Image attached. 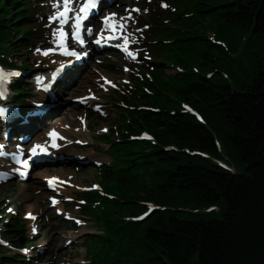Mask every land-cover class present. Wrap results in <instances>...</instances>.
I'll return each mask as SVG.
<instances>
[{"label":"trees","instance_id":"16d2710c","mask_svg":"<svg viewBox=\"0 0 264 264\" xmlns=\"http://www.w3.org/2000/svg\"><path fill=\"white\" fill-rule=\"evenodd\" d=\"M208 2L195 10L213 15V38L236 58L232 62L206 40H192L189 50L182 47L199 68L176 94L203 123L178 106L145 120L159 146L173 150L153 148L138 158L151 160L145 164L149 183L127 187L126 197L117 198L118 214L110 218L114 226L123 216L141 212L145 202L164 208L152 211L128 242L117 241L118 259H129L127 264H264V0ZM5 5L0 38L11 16ZM183 148L208 158L190 156ZM220 159L234 172L219 167L215 160ZM209 207L215 210L197 215L171 210Z\"/></svg>","mask_w":264,"mask_h":264},{"label":"rangeland","instance_id":"374dc122","mask_svg":"<svg viewBox=\"0 0 264 264\" xmlns=\"http://www.w3.org/2000/svg\"><path fill=\"white\" fill-rule=\"evenodd\" d=\"M42 1L44 0H38V2L36 3L37 9H36V13H39V15L35 14V22L39 23L40 22V11H41V4ZM163 4L161 3V1L158 2V0H153L152 5L149 6V9L147 10V12L145 11L144 14L140 17V19L145 20L146 23H148L149 19L152 20V13H156L159 12L163 6ZM42 30V29H41ZM136 37L139 38H144L143 34H136ZM43 41H44V34L43 33H38L37 39L35 40V45L33 46V48L30 50H28L27 52H25L23 54L24 59L26 60L27 64L30 65L31 68V73L26 72L24 69L26 68L25 65L23 69H21L20 75L18 77H21L20 79H22L23 81H26L25 84H33L34 80L36 79L35 76H37L39 74V69L40 67L38 66V64L40 63V61H42V63L44 62V49H43ZM134 52H136V57L137 60L139 62H141L142 64L148 65L146 59H145V55L144 52L146 50H148L149 48H152L151 46H149L145 51H141V53H137L136 48L133 47ZM38 49L40 51H38ZM104 59V61L102 62V64H97L96 62H94L96 65H99L98 67L107 71L108 75L112 78V79H116L120 84H123L122 82L124 80H126L128 77V82L126 83V85L124 86V88L122 89L121 93H120V97L124 96L127 92L128 89L132 86V78L136 77V76H128L127 74H125L124 72V67L122 68L121 65L122 63H112L111 61H107L105 60L104 57H102ZM13 61L17 62V67L21 68L23 66L22 62V58H18V56L15 54ZM93 63V65H94ZM134 64V63H132ZM127 66V65H125ZM128 68H130V66H127ZM92 68V69H91ZM87 70H90L93 72V70H95L93 67H88ZM104 73V72H103ZM166 73H171V72H166ZM96 78H98V75L96 73H94V77L93 79H91L89 82H87V84L85 86H83L82 88H80L79 90V94H83L85 92L86 89L91 88L93 86H95V83H97V81H94ZM109 96V95H108ZM69 101V100H67ZM106 110L108 112V118L106 120H104L105 122H102V120H95V116H90V128L92 130L95 131H100V129L102 128V126H108L109 122L112 123V120L114 119L115 116V112L112 108L111 104H106ZM69 111L66 110L64 112L61 113V115L63 116L64 113L67 114V112ZM89 114H92L91 112H88ZM96 122V123H95ZM110 140V139H109ZM91 146L94 149L98 148L96 151H85L87 154H89V158L94 161H106V157L103 153L104 151V147L100 145L99 142H97V139H93ZM81 151H79V154H81ZM52 171V170H51ZM50 171V172H51ZM52 173L57 174V175H61V173L59 171H52ZM64 174H73L74 177L71 179L72 182H74V186L78 187H86L89 186L91 183L95 182V178H94V172H93V167L91 165V163L89 164V166H86L85 168H80L79 171H76L74 168H70L69 170H67V168H64V171L62 173V175ZM41 184L39 183H32V184H27L25 186H21V187H10L6 190H0V201L2 200H6L7 202H12L13 205H15V209L19 212V214H23L26 212H33V213H37V212H41L42 209L44 210V212H47L48 209V205L46 203V200L44 199V197L46 196L44 194V192L41 190ZM70 192V190H68L67 194ZM70 194V193H69ZM77 192L73 195H76ZM74 208H72L73 210ZM73 217L77 220L82 221V223L77 224L75 222L74 224V230L69 231V232H65V231H56L57 230V226L61 225L60 222L57 221H53L54 218L52 219V228L49 227H45V221H43L41 223V227L42 229V237H39L38 239L33 238V242H36L37 244H41L43 242H49L50 245L48 248H44L43 251V255L44 256L42 259L45 260L46 257L51 256L52 257V264H72L73 262L79 260V259H83L85 260V258L83 257V255L80 257L78 254V248L73 247L72 245H77L78 246V242H76V240H73V243L70 244L69 246H67L68 244H64L65 241L67 240L66 237L69 235H73L75 234L77 237L76 238H84L88 233L90 232H97L96 229H94L93 225L90 223V221L88 220V218L85 216V212L82 214L81 211H84L83 209L78 212V210H73ZM2 212V209L0 210V213ZM49 213V211H48ZM75 214H79V215H75ZM53 217V216H52ZM24 233L19 234L23 235ZM87 245V244H86ZM66 246V247H65ZM73 247V248H72ZM34 252V251H33ZM43 263V262H42ZM39 264V263H38Z\"/></svg>","mask_w":264,"mask_h":264},{"label":"snow or ice","instance_id":"6c2138e0","mask_svg":"<svg viewBox=\"0 0 264 264\" xmlns=\"http://www.w3.org/2000/svg\"><path fill=\"white\" fill-rule=\"evenodd\" d=\"M71 3H72V0H63V10L58 12L56 16L52 17V19L60 18L62 23L66 22L64 20V18L67 17V14L71 11V8H70V4ZM97 6H98V0H87V2L79 9V11H80V13H87V12H89L90 9H95ZM162 6L163 7H167V5H162ZM133 11H139V10L138 9H134ZM116 16H117L116 13H110L108 16L104 17L105 25H108L110 20L115 21ZM84 18H86V17H84ZM77 19L79 20L80 17L78 16ZM128 19H132L130 12H129V15H128ZM121 20H123V18H121ZM77 27H78V25H77ZM109 27L111 28V30L113 32V35L111 37H109V38L118 39L119 37H117L115 35V33L118 30L123 29L124 28V24L120 23L118 25L117 23L113 22L111 25H109ZM89 31H91V30L89 29ZM137 31H140V30L137 29ZM60 38H61V41H63L64 38H65V33L63 31L60 32ZM73 38L76 39L81 46L84 45L85 42L81 38L79 33H74L73 34ZM100 42H101L100 39H97L95 41V43H97V44H99ZM127 44H128V40L125 37L124 38V45H125L124 50L127 52V54L130 57L135 59V54L128 50ZM61 46L62 47L64 46L63 43L61 44ZM38 51H40V50L38 49ZM43 54L44 55H48V52L45 51ZM65 54L68 55L69 57H75V59L79 60V59H82L83 56H86L87 52H84L83 54H81V53L76 52L75 50H66ZM71 67H72L71 61H69L66 64H62L61 67L58 68L56 70V72L53 73V75H52V83L55 82V80L57 79L58 74H62L66 70H71ZM19 75H20L19 72H15V71H13V72H5L3 69H0V99L4 98L5 95H6L4 86L6 84L10 83V79L9 78L10 77H18ZM38 82H39V78H38ZM45 90L47 91L48 89L46 88ZM80 99L83 100L84 98H80ZM7 113H8V109L0 107V119L6 117ZM104 131H106V129ZM47 135L50 138V141L45 142V144H43V145H41V144L34 145L32 147V149L30 150L32 156H36L38 154H46L49 146L51 148L58 147V144L56 143V140L60 139V138H63V137L59 136V134L57 133V131L55 129L50 130ZM0 147H3V146H0ZM4 175H7V173L0 172V176H4ZM55 179L56 178H51L49 180V183L51 184L52 181L55 180ZM93 187H96V186H93ZM53 203H56V201H53ZM9 211L11 212V211H13V209H9ZM145 215H147V213H145ZM29 216L32 219H35V217L31 216V214H29ZM75 222L77 224L82 223V221H80V220H76ZM33 231H35V229H33ZM24 251H27V250H24Z\"/></svg>","mask_w":264,"mask_h":264},{"label":"bare ground","instance_id":"6f19581e","mask_svg":"<svg viewBox=\"0 0 264 264\" xmlns=\"http://www.w3.org/2000/svg\"><path fill=\"white\" fill-rule=\"evenodd\" d=\"M57 58L54 59L51 64H56L57 62H59V56L58 54L55 55ZM99 57H102V56H99ZM50 61V60H49ZM49 61H46L49 63ZM68 82L65 84L66 88H69V83L71 79H67ZM115 87H118V86H115ZM68 91V90H67ZM38 92V91H36ZM38 94H40V92H38ZM66 91H64V89H60L58 92H57V97H58V103L57 104H62L60 102H62V100L64 98H62L64 95H66ZM72 96L76 94V92H71L70 93ZM82 97L81 98H84L83 95H81ZM70 96L68 95L66 97V99L68 100ZM46 98V97H45ZM91 98L93 99L94 97L90 95V98L88 99H83L81 100V103H80V108L81 109H69V111L66 113H64V118H61V119H58V117H55L54 119H57V120H53V119H50V120H46L45 118H43V120L41 121H38L36 122L35 124L33 125H30L29 127H22L21 126V129L24 131V136L26 137H29L30 139L33 140L34 142V145L36 144H45V142H47L48 140V132L50 130H53L55 129L57 131V133L59 134L60 137H63V138H60V139H57L56 140V143L58 145L60 144H64L63 142H67L68 140V137H71V136H78L79 138H88L89 135H88V127H89V123L84 121L82 124H80L79 122V118L78 117H75V116H79V115H86V105L89 104L90 102H92L93 100H91ZM28 101L31 100V102L33 103L34 102V99L33 98H30V99H27ZM46 100H48V98H46ZM66 100V101H67ZM47 103H49L47 101ZM72 105V103L70 104ZM68 103H65L64 105H59L58 106V113L61 112L63 109H65L67 106H70ZM57 106V105H56ZM99 108H103L104 107L102 105H100ZM27 110H25L26 112ZM51 115V114H50ZM95 117H98L99 115L98 114H93ZM52 116V115H51ZM16 122V121H15ZM14 122V123H15ZM69 126H72L73 128H76L75 130H71L69 128ZM45 132V134L42 136V133ZM64 154H66V150H64ZM69 154L67 153V156ZM54 190H62L61 187H56L54 188Z\"/></svg>","mask_w":264,"mask_h":264}]
</instances>
